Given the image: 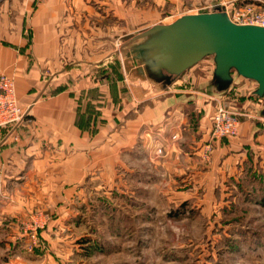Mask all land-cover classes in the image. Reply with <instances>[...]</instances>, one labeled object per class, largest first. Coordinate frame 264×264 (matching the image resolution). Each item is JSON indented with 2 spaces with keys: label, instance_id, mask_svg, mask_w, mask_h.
Instances as JSON below:
<instances>
[{
  "label": "crops",
  "instance_id": "1",
  "mask_svg": "<svg viewBox=\"0 0 264 264\" xmlns=\"http://www.w3.org/2000/svg\"><path fill=\"white\" fill-rule=\"evenodd\" d=\"M134 2L125 8L124 0H0V75L14 77L20 108L30 117L0 135V229L15 235V217L39 213L45 198L60 197L58 183L85 177L86 166H92L89 153H96L94 166H100L140 137L148 149H163L170 170L201 164L209 178L229 168L235 179L241 175L235 162L241 157L244 163L247 150L254 149H247L251 138L240 122L237 138L212 142L204 159L219 99L214 92L192 90L202 82L190 72L202 62L177 77L162 73L167 77L153 82L144 63L117 57L124 48L117 49L113 38L154 18ZM247 82L232 78L230 87ZM188 100L198 114L191 118L197 125L190 127L183 115ZM258 140L250 154L264 166V132ZM235 151L240 153L227 156Z\"/></svg>",
  "mask_w": 264,
  "mask_h": 264
},
{
  "label": "rangeland",
  "instance_id": "2",
  "mask_svg": "<svg viewBox=\"0 0 264 264\" xmlns=\"http://www.w3.org/2000/svg\"><path fill=\"white\" fill-rule=\"evenodd\" d=\"M134 3L136 8L153 13L154 18L139 23L130 33L123 31L120 35V31L113 42L117 49L124 48L117 56L119 59L128 57L144 63L143 52L138 47L147 39L131 44L132 38L183 15L207 13L214 0H135ZM219 3L232 11L253 1L218 0L215 5ZM255 4L264 8L262 3ZM124 5L127 8L129 0H124ZM201 62L190 73L191 79L201 80L202 84H191L192 90L203 94L214 92L222 105L240 114L237 117L242 132L247 130V137L251 138L246 147L255 150L264 132V98L251 94L257 85L248 80L247 84L233 83L232 87L231 83L222 85L212 75L213 57ZM232 78L237 81L241 77L233 73ZM149 79L157 82L160 78L148 75ZM200 98L204 100L203 96ZM191 102L194 101L188 100L187 112L183 110L189 127L197 125L191 117L198 115ZM255 127L257 132L255 129L250 132ZM254 150H247L245 161L251 159L255 169L264 168L254 158ZM210 151L211 147H204L205 161ZM239 153L235 151L227 156ZM112 154L104 164L94 166L97 159L99 163V157L95 152L89 153L92 166H86L85 177L74 184L58 183L60 197L54 194L50 200L45 198L39 213L15 217V235L0 229V264H8L9 260L12 263L16 258L21 259L20 264H35L37 260L39 264H264V208L250 205L243 218L233 220L223 213L230 206L232 189L228 185L234 178L230 168L225 175L218 176L219 172L213 178L202 175L207 168L201 164L196 168L181 167L178 170L182 171L177 172L170 170L164 166L163 149H148V141L142 137L134 139L120 155ZM237 159L235 165H241L244 171L245 164L240 160L243 158ZM12 236L17 237L12 239ZM242 237L247 240H240ZM85 239L90 244L99 243L102 251L96 252L93 246L86 245L91 247L88 254L83 245Z\"/></svg>",
  "mask_w": 264,
  "mask_h": 264
},
{
  "label": "water",
  "instance_id": "3",
  "mask_svg": "<svg viewBox=\"0 0 264 264\" xmlns=\"http://www.w3.org/2000/svg\"><path fill=\"white\" fill-rule=\"evenodd\" d=\"M147 39L143 52L150 77L180 76L207 57H213L215 81L227 85L232 74L253 81L255 95H264V28L236 25L227 14H187L167 25L156 26L135 40ZM167 77V76H165Z\"/></svg>",
  "mask_w": 264,
  "mask_h": 264
},
{
  "label": "built area",
  "instance_id": "4",
  "mask_svg": "<svg viewBox=\"0 0 264 264\" xmlns=\"http://www.w3.org/2000/svg\"><path fill=\"white\" fill-rule=\"evenodd\" d=\"M253 3H246L242 7L228 10L227 5L219 3L210 5L209 12L215 11V7H222L229 20L236 25H250L264 28V8L255 3H262V0H252ZM231 9V8H230ZM204 13V12H203ZM175 21V20H174ZM219 104L213 112L211 127L209 131V142L205 148H210V144L221 139H228L237 136L239 120L237 114L225 109ZM28 112L22 110L16 94L15 80L12 75H0V135L5 129H16L17 126L27 117Z\"/></svg>",
  "mask_w": 264,
  "mask_h": 264
},
{
  "label": "trees",
  "instance_id": "5",
  "mask_svg": "<svg viewBox=\"0 0 264 264\" xmlns=\"http://www.w3.org/2000/svg\"><path fill=\"white\" fill-rule=\"evenodd\" d=\"M254 93L252 95L257 97ZM262 98H264V95L259 99ZM192 117L194 116L192 115ZM244 164L245 168L244 171L242 170L241 175L237 179H230L228 185L230 190L232 189L231 196L228 199L230 206L224 208L223 213L225 217L228 216L229 220L243 218L244 211L247 207L249 208L250 205H256L264 208V172L262 173V168L260 167L259 169H255V164L252 163L251 159L250 161H245ZM237 234L241 235L239 232H237ZM242 238L240 240H247L246 238ZM83 245L88 254L91 253V247H86V245L93 246L92 250L96 252L102 251V246L97 242L90 244V241L85 239Z\"/></svg>",
  "mask_w": 264,
  "mask_h": 264
},
{
  "label": "bare ground",
  "instance_id": "6",
  "mask_svg": "<svg viewBox=\"0 0 264 264\" xmlns=\"http://www.w3.org/2000/svg\"><path fill=\"white\" fill-rule=\"evenodd\" d=\"M203 61V60H202Z\"/></svg>",
  "mask_w": 264,
  "mask_h": 264
}]
</instances>
